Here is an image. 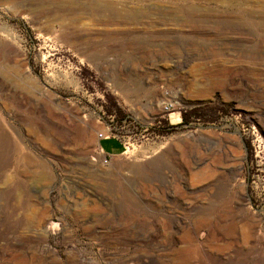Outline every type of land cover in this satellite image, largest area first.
Here are the masks:
<instances>
[{
    "label": "rangeland",
    "instance_id": "374dc122",
    "mask_svg": "<svg viewBox=\"0 0 264 264\" xmlns=\"http://www.w3.org/2000/svg\"><path fill=\"white\" fill-rule=\"evenodd\" d=\"M26 3L0 6V264H264V0Z\"/></svg>",
    "mask_w": 264,
    "mask_h": 264
},
{
    "label": "built area",
    "instance_id": "2783aa9c",
    "mask_svg": "<svg viewBox=\"0 0 264 264\" xmlns=\"http://www.w3.org/2000/svg\"><path fill=\"white\" fill-rule=\"evenodd\" d=\"M173 107H174V103L172 101L169 100L167 102H164L162 104L163 113L170 114L174 112L172 111ZM104 126H105V130L103 132L98 133L99 141L112 140V139L117 140L123 145L124 148H126L128 141H126L124 137L119 136V133H121V131L113 128L112 125L108 123H106ZM99 157L103 165H109L113 159V156L108 155L101 147L99 151Z\"/></svg>",
    "mask_w": 264,
    "mask_h": 264
},
{
    "label": "bare ground",
    "instance_id": "6f19581e",
    "mask_svg": "<svg viewBox=\"0 0 264 264\" xmlns=\"http://www.w3.org/2000/svg\"><path fill=\"white\" fill-rule=\"evenodd\" d=\"M26 0H0V6H5V7H19V6H23L25 9V18H27L30 22H31V11L29 9V6L25 7ZM100 5V4H99ZM96 10H99L98 6L94 7ZM59 14V12H58ZM52 18V17H51ZM47 18L44 22H42L41 19L35 18V22L36 24H40V25H44L49 31L51 30H56L58 28H60L61 30L63 29V26L61 24V19H63L62 16H56L54 18ZM57 23V26H55ZM45 30V29H44ZM50 33V32H49ZM250 63V62H249ZM20 68H23V65L20 66ZM206 92V91H205ZM200 93V92H199ZM198 93V94H199ZM206 94V93H205ZM78 157H86V155L83 154H78ZM173 158V157H172ZM87 159V158H86ZM173 160V159H172ZM212 161V160H211ZM213 164V163H212ZM218 169V168H217ZM208 173V172H207ZM210 174V173H209ZM227 174V173H226ZM203 178V177H202ZM206 179V178H205ZM208 179V178H207ZM191 180V179H190ZM226 180V179H225ZM207 184V183H206ZM227 185V184H226ZM149 186V185H148ZM191 186V185H190ZM228 187V186H227ZM185 191V190H184ZM186 192V191H185ZM194 192V191H193ZM244 196V195H243ZM254 230V229H253ZM253 233V232H252ZM253 235V234H252Z\"/></svg>",
    "mask_w": 264,
    "mask_h": 264
},
{
    "label": "crops",
    "instance_id": "0c3cea01",
    "mask_svg": "<svg viewBox=\"0 0 264 264\" xmlns=\"http://www.w3.org/2000/svg\"><path fill=\"white\" fill-rule=\"evenodd\" d=\"M112 140H113V139H112ZM105 141H110V140H103V141H100V142H99L100 147H101V145H102ZM115 141H117V140H115ZM123 149H124V147H123V145L121 144V150L118 151V152L112 153L111 156H118V155H120V154L122 153Z\"/></svg>",
    "mask_w": 264,
    "mask_h": 264
}]
</instances>
